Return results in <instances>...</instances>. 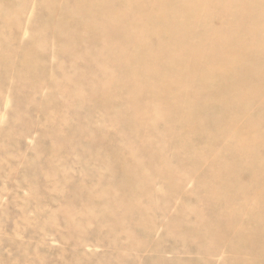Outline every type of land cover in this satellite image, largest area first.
<instances>
[{
    "label": "rangeland",
    "instance_id": "obj_1",
    "mask_svg": "<svg viewBox=\"0 0 264 264\" xmlns=\"http://www.w3.org/2000/svg\"><path fill=\"white\" fill-rule=\"evenodd\" d=\"M174 1L0 0V264H264L263 55L175 99Z\"/></svg>",
    "mask_w": 264,
    "mask_h": 264
},
{
    "label": "bare ground",
    "instance_id": "obj_2",
    "mask_svg": "<svg viewBox=\"0 0 264 264\" xmlns=\"http://www.w3.org/2000/svg\"><path fill=\"white\" fill-rule=\"evenodd\" d=\"M183 7L189 16L192 13L196 15L192 16L190 23L189 17L183 24L178 23V27L180 25L183 30L170 37L171 45H191L184 53L180 55L175 53L171 69L177 67L185 72L184 79L181 80L183 82L178 86L179 89L174 91L173 97L187 102L190 106L200 97H206L209 94L207 92H215L214 96H223L215 106H222L226 101L224 99H229V91L235 90L234 94L233 92L231 94L232 98L253 101V97L256 96L255 90L252 92V89L246 88L243 82L248 78L247 74L252 80L257 78L259 73L256 74L253 70L259 65V59L263 55L264 90V0H196L189 8L187 0H184L181 4V8ZM178 11L183 12L180 8ZM229 11L234 13L233 16L223 20L222 15ZM180 12H177L179 17L182 15ZM214 14L219 17L221 15V19L212 20ZM206 84L212 88L206 89ZM198 85L200 86L197 87ZM203 85L204 90L199 92ZM252 93H255L253 97ZM250 141L255 142L253 138H250Z\"/></svg>",
    "mask_w": 264,
    "mask_h": 264
}]
</instances>
